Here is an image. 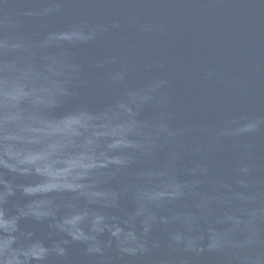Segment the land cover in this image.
Returning <instances> with one entry per match:
<instances>
[{
  "label": "water",
  "instance_id": "1",
  "mask_svg": "<svg viewBox=\"0 0 264 264\" xmlns=\"http://www.w3.org/2000/svg\"><path fill=\"white\" fill-rule=\"evenodd\" d=\"M0 264H264V0H0Z\"/></svg>",
  "mask_w": 264,
  "mask_h": 264
}]
</instances>
